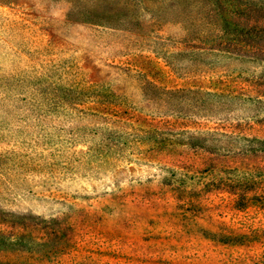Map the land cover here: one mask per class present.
<instances>
[{
	"label": "rangeland",
	"instance_id": "374dc122",
	"mask_svg": "<svg viewBox=\"0 0 264 264\" xmlns=\"http://www.w3.org/2000/svg\"><path fill=\"white\" fill-rule=\"evenodd\" d=\"M263 88L264 0H0V264H264Z\"/></svg>",
	"mask_w": 264,
	"mask_h": 264
},
{
	"label": "trees",
	"instance_id": "16d2710c",
	"mask_svg": "<svg viewBox=\"0 0 264 264\" xmlns=\"http://www.w3.org/2000/svg\"><path fill=\"white\" fill-rule=\"evenodd\" d=\"M252 140L261 143V145L263 146L258 149L249 150L246 153H239L233 157H231L230 155H226L220 161H218L215 158H211L210 164H212L214 161L215 163L217 162L218 165L224 166L225 168H229V167H235L237 163H242L245 161L242 158L238 159L239 155L246 156V159L255 157L258 161H260V163L258 164V166H255L254 168L260 169L262 171L261 173L264 174V134H262L261 136H256V134H254ZM250 160H253V159H249L247 161L249 162Z\"/></svg>",
	"mask_w": 264,
	"mask_h": 264
}]
</instances>
